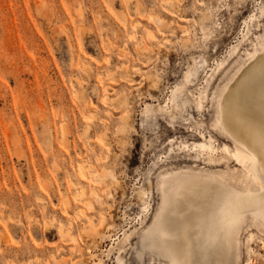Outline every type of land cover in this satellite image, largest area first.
Segmentation results:
<instances>
[{
    "label": "rangeland",
    "instance_id": "1",
    "mask_svg": "<svg viewBox=\"0 0 264 264\" xmlns=\"http://www.w3.org/2000/svg\"><path fill=\"white\" fill-rule=\"evenodd\" d=\"M263 43L264 0H0V264H170L146 233L159 179L239 167L194 144L232 147L218 100ZM253 91L244 118L264 132ZM251 223L240 263L264 264Z\"/></svg>",
    "mask_w": 264,
    "mask_h": 264
},
{
    "label": "bare ground",
    "instance_id": "2",
    "mask_svg": "<svg viewBox=\"0 0 264 264\" xmlns=\"http://www.w3.org/2000/svg\"><path fill=\"white\" fill-rule=\"evenodd\" d=\"M159 20L163 21L158 16ZM152 36L155 35L152 33ZM263 48L264 45L251 54L250 66L238 76L239 68L218 100L216 126L233 140L232 147L216 145L214 137L204 132L200 133L204 140L194 144L204 157L214 160L213 156L224 154L225 159L239 167H233L227 174L204 173L205 170L202 173L166 172L159 179L164 198L162 211L146 233L152 245L169 258L170 264H241L239 236L244 224L251 220V225L264 226V132L252 129L244 118L252 112L250 96L253 90L258 89L264 95V53L260 54ZM121 117L128 122L127 111ZM93 149L99 160L107 157H102L95 147ZM227 168H230L228 163ZM80 170L84 176L91 175L97 181L107 177L117 181L114 172L104 165L101 172L93 170L90 173V167L82 162ZM93 192L100 203L103 202L98 191L94 189ZM60 230L66 231L63 226ZM244 264H251V259H246Z\"/></svg>",
    "mask_w": 264,
    "mask_h": 264
}]
</instances>
